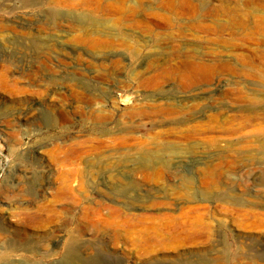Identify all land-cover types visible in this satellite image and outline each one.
<instances>
[{"label":"rangeland","instance_id":"obj_1","mask_svg":"<svg viewBox=\"0 0 264 264\" xmlns=\"http://www.w3.org/2000/svg\"><path fill=\"white\" fill-rule=\"evenodd\" d=\"M0 264H264V0H0Z\"/></svg>","mask_w":264,"mask_h":264},{"label":"bare ground","instance_id":"obj_2","mask_svg":"<svg viewBox=\"0 0 264 264\" xmlns=\"http://www.w3.org/2000/svg\"><path fill=\"white\" fill-rule=\"evenodd\" d=\"M148 160L150 161L151 158L148 157ZM114 192L117 193V194H120V192L123 193V190L121 191L120 189H118V190H116V191H114ZM72 252H74V251H71V253H72Z\"/></svg>","mask_w":264,"mask_h":264}]
</instances>
